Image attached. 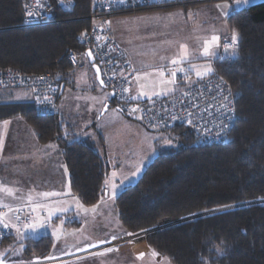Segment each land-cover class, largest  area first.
I'll return each mask as SVG.
<instances>
[{
    "label": "trees",
    "instance_id": "16d2710c",
    "mask_svg": "<svg viewBox=\"0 0 264 264\" xmlns=\"http://www.w3.org/2000/svg\"><path fill=\"white\" fill-rule=\"evenodd\" d=\"M25 1L0 0V68L14 67L27 74L50 72L60 84L57 108L40 111L28 90L25 100L10 99L4 91L0 92V119L21 117L41 144L57 143L72 193L84 205L93 206L107 192L110 165L102 154L104 137L94 128V136L77 137L75 125L67 123L68 116L60 115L58 107L75 68L68 51L83 48L80 37L89 29L92 1L70 0L67 6L45 0L52 20L23 25ZM227 23L239 34L238 55L223 51L210 62L211 74H221L234 94L237 113L230 132L220 142L198 144L189 124L153 128L172 135L176 144L159 148L138 180L115 197L118 218L128 233L156 227L166 218L175 221L212 211L147 235L148 246L173 264H205V260L264 264V202H260L264 199V1L234 10ZM132 73L134 78L133 69ZM108 90L110 103L117 107ZM11 241L14 235L6 237L3 245ZM23 243L25 255L35 260L48 258L53 249L48 234L25 238Z\"/></svg>",
    "mask_w": 264,
    "mask_h": 264
},
{
    "label": "rangeland",
    "instance_id": "374dc122",
    "mask_svg": "<svg viewBox=\"0 0 264 264\" xmlns=\"http://www.w3.org/2000/svg\"><path fill=\"white\" fill-rule=\"evenodd\" d=\"M260 1L264 0H210L121 13L114 15L112 31L116 41L128 56L130 55L137 63H144L147 67L151 66L150 69H146V73L149 75L141 78V85H144V89L149 93H153L168 86L159 83L158 72L163 70L164 66L172 65L173 59L181 57V45L187 46L189 58L183 61H187L196 78H198L197 70L203 71L208 66L213 69L210 61L215 55L223 52L220 46L221 42L224 39L232 41L233 33H237L228 25V16L222 21V18L218 16L219 13L228 9H232V13L236 9ZM89 24L90 28L91 22ZM221 26L225 29L222 30ZM212 35L220 37L219 43L212 48L214 55L204 56L202 54L204 41L210 40ZM84 63L85 61H82L81 67ZM182 63L186 62L179 64ZM193 65L196 67L193 68ZM198 65L201 66L198 68ZM76 67L80 68V66ZM79 68L73 69L68 78L71 82L68 83L67 91H70L71 95L67 123L71 126L74 124L76 131L84 130L86 125H92V128L102 131L103 137L104 134L106 135L107 140L104 144L111 165L106 183L111 185V196H104L101 203H97V205L87 206L76 195L70 193L71 190L68 186H66V190L62 188V191H58L56 188L50 190L53 193L52 196L43 195L47 193L44 190L38 189L36 192L33 185L41 182L37 173L24 172L21 185L13 182L9 174H6L4 187L13 189L14 194L9 195L5 191H0V207L7 205L13 209L14 213L16 212L19 219L14 215L16 218L14 220L20 226V232L15 230L14 241L0 247V259L4 261V264L14 262H18V264L24 262L33 264H173L167 256L157 251L155 252L158 255L152 254L154 249L149 247L146 242L147 234L139 241L136 239L125 241L124 239L123 243L119 242L128 235H135L146 230L136 233H128L123 230L115 208V197L126 185L138 180L147 165L158 155L159 148L175 145L176 140L164 130L144 126L137 117L133 119L139 122L131 121L138 125L118 118L122 114L113 102L103 112L106 104L111 101L108 89L101 84L94 86L87 79V76L90 75L89 71L86 72L83 69L84 73H82L80 72L82 69ZM77 73H80L78 79L75 78ZM164 74V79L169 80L166 79L168 75L165 72ZM4 91H7L6 96L15 100H25L30 96L29 92L23 88L0 90V92ZM6 128L7 126L4 125V129ZM21 131L25 132V127ZM25 136L27 140L29 136L26 132ZM162 138L171 140L172 144H165ZM137 168H140L141 171L133 176ZM113 172L116 173L115 176L112 175ZM29 184L31 187L25 188ZM113 184L117 185L115 189L112 188ZM34 192L37 194H32ZM29 195L32 197L31 200L28 199ZM26 202L28 203L25 204ZM37 204L43 205V207L33 211V206ZM57 209L64 210L58 211ZM72 211L75 214H71ZM0 212L5 211L0 208ZM12 212L6 211L5 213H7V217H10ZM31 214H33V218ZM22 216H27L31 223L36 224L35 229H45V232L53 233L55 246L61 242H80L76 251H80L81 254L69 257L66 261H62V258L35 260L26 256L23 242L24 238L31 235L30 230L32 229L23 228ZM163 220L160 222H164ZM75 221L80 222L77 228L72 227ZM115 241L118 242L110 247L108 245L101 246ZM82 244L86 245L81 246ZM97 246L103 249H97ZM86 249L87 251H85ZM108 249L113 250L108 251Z\"/></svg>",
    "mask_w": 264,
    "mask_h": 264
},
{
    "label": "built area",
    "instance_id": "2783aa9c",
    "mask_svg": "<svg viewBox=\"0 0 264 264\" xmlns=\"http://www.w3.org/2000/svg\"><path fill=\"white\" fill-rule=\"evenodd\" d=\"M59 1L64 5H71L70 0ZM91 1L92 8L88 16L91 27L80 37L83 48L68 51V57L73 66L81 67L82 61L88 62L92 56L94 63L99 67L101 81H103L104 86L112 91L118 109L122 113L138 117L144 125L150 128L185 123L193 127L198 144H213L223 140L234 125L237 110L233 91L221 74L214 72L202 79L189 82L190 73H188L189 65L187 63L165 66L164 72L170 75L176 71L175 79L181 84L180 89L167 96L136 100L131 95L133 73L130 60L112 33L114 15L210 0ZM51 20V9L45 0L25 1L23 25L44 24ZM231 44V40L224 39L220 44L221 50L225 51V47ZM181 68L184 69L183 72L179 71ZM59 85L50 72L27 74L14 67L0 68V90L13 88L28 90L40 111L53 112L56 110ZM125 88L128 91H124ZM222 105H226L227 110ZM188 113H195V115L189 116ZM189 119H192L194 124H190ZM22 217L24 224L28 223L27 216ZM163 221L166 224L173 222L169 218ZM14 234L11 228H4L3 225H0V247L6 237ZM144 236L145 232H140L135 235H128L119 241L121 243L124 239L125 241H133L134 239L139 241ZM117 242L106 245L110 247ZM97 249L103 248L98 247ZM11 264H18V262ZM22 264L33 263L24 262Z\"/></svg>",
    "mask_w": 264,
    "mask_h": 264
},
{
    "label": "crops",
    "instance_id": "0c3cea01",
    "mask_svg": "<svg viewBox=\"0 0 264 264\" xmlns=\"http://www.w3.org/2000/svg\"><path fill=\"white\" fill-rule=\"evenodd\" d=\"M218 6H219V4H218ZM231 11H232V9H228L225 12L222 11L221 13H219L218 16L220 18H222L221 20L223 21V18L227 17L231 13ZM113 21H114V19H113ZM223 25H225V24L223 23ZM221 28H222V30L225 29V27H223V26H221ZM112 33H113V31H112ZM219 55H220V53H218V55H215L214 58L218 57ZM128 58L132 64V69L134 71L133 85H132V89H131L132 97L136 100L149 99V95H142L141 94L142 92H147V93H149V92L144 88L141 89V87H140L141 86V79L137 80L136 77L139 74L141 76V78H144L145 76L143 74L146 73V69H150L151 66L148 65V67H147V65L144 63H137L136 61H134L130 57V55L128 56ZM182 62L187 63V61H182ZM200 66L198 65L197 67L199 68ZM76 68H79V67H75L74 70H76ZM79 69L80 70L82 69L80 71L82 73H84L83 69L86 70V72L89 71L90 75L87 76L88 77L87 79L89 81H91L94 86H95V84L100 85L98 78H97V73L94 69L93 64L90 61L85 62L83 67H80ZM189 73H190L189 81H194L196 79H199V78H196L194 76V73L192 72L190 65H189ZM166 74L168 75V77H166V79L172 78L170 74H168V73H166ZM79 75H80V73H77L75 75V78L78 79L80 77ZM69 82H71V80L68 79L67 83H65V85L63 87V91L60 95L59 104H58L59 113H60V115L65 116V118L67 116H69V113H70V109H69L68 105L70 103V95H71L70 93L71 92L67 91V89L69 88V84H68ZM180 86H181V84H179L176 81L175 85H168L167 87H172L174 89L173 93H175L176 91H178L180 89ZM107 91L109 93V96L112 98L111 92H109V90H107ZM160 96H165V95L161 94V95H157L155 97H153V96H151V97L157 98ZM67 99H68V101H67ZM117 110H118V108H117ZM118 118L126 120L129 123H133L135 125H138V124L131 121V120H136V119L128 118V117H125L124 115H119ZM136 121H138V120H136ZM4 125L7 126L6 129H4ZM24 127L26 130L25 132L29 136L27 140H26L25 132L21 131V129H24ZM98 132L101 133L102 131L98 130ZM94 133H96V132H94V129L91 127V125H87L84 128V130L77 131L76 136L77 137H84L85 135L86 136L87 135H93L94 136L95 135ZM10 137H11V140H9ZM104 140L106 143L107 137L105 134H104ZM10 149H12V151H10ZM102 154H103V156H105L106 160L108 161L106 150H103ZM108 163L110 165L109 161H108ZM24 172H28V174L37 173L38 176L40 177L41 182L33 185L36 192L38 189L40 191L44 190L45 192H47L49 194L47 196H52L53 193L50 190H53L55 188L58 191H62L61 190L62 188H64L66 190V186H68V188L71 190L70 182H69V173H68V169H67V166L65 164L64 158L62 156V151H61L60 146L55 142H51V143H47V144H41L38 141V139H37L35 133L33 132L31 126L21 117H11V118H8L5 120L0 119V186H3V187L5 186L4 179L6 177V174H9V177L12 178L13 182H16L19 185H21V180L24 178ZM30 187H31V184H29L28 187H25V188H30ZM46 189H47V191H46ZM106 189H107V192H106L105 196H111V185H109V184L107 185V183H106ZM36 192H34L32 194H37ZM28 193H30V192H28ZM70 193H72V191ZM102 199H103V197H102ZM102 199L98 202V204L101 203ZM27 203L28 202H26L25 204H27ZM0 208L5 212L8 211V207L5 208L2 206ZM72 213L75 214L73 211H72ZM14 215L17 217L16 212L14 213V211H13L12 215L10 217L6 216V220L10 221L11 223L17 224V222L15 221L16 218ZM31 216L33 218V214H31ZM28 220H29V218H28ZM28 223H31L30 220L28 221ZM77 226L73 225L72 227L77 228ZM9 228H11L14 233H16L15 228H12V227H9ZM30 234L31 235L30 236L28 235L27 237L33 238V239H38L45 234H48L51 236V238L53 239V249H52V252L50 253L48 258H51V259H61L62 258V261H66L69 257H72V256L80 253V251H76L79 248V247L76 248L77 245L80 244V242H78V241L66 242V243L61 242L57 246H55V244H54L55 240H54L53 235H52L53 233L45 232V229H39V230L38 229H32V230H30ZM114 234H116V233H114ZM109 236H111V235H109ZM85 245L86 244H82L81 246H85ZM103 245H106V244H103ZM103 245H101V246H103ZM97 247H95V248H97ZM87 249H89V248H87ZM87 249L85 251H87Z\"/></svg>",
    "mask_w": 264,
    "mask_h": 264
},
{
    "label": "snow or ice",
    "instance_id": "6c2138e0",
    "mask_svg": "<svg viewBox=\"0 0 264 264\" xmlns=\"http://www.w3.org/2000/svg\"><path fill=\"white\" fill-rule=\"evenodd\" d=\"M171 15V14H169ZM219 40H220V37L217 36V35H212L211 36V39L210 40H205L204 41V47H203V50H202V54L204 56H211V55H214V52L212 51V48L214 45H217L219 43ZM238 43V34L237 33H233V36H232V44L231 45H228L225 47V51H228L230 55H238V50H237V45ZM189 58V53H188V50H187V46L186 45H181V57L178 58V59H173L171 62L172 64H179L181 63L183 60H187ZM196 66L193 65V68H195ZM179 71L183 72L184 69L181 68L179 69ZM213 72V69L208 66L206 67L203 71H200V70H197L196 71V76L198 78H203L205 75H209ZM145 77H147L149 75V73H144L143 74ZM164 71L163 70H160L158 72V76L160 78L159 80V83L161 85H175L176 83V80H175V77H176V71H173L171 73V79L169 80H165L164 79ZM137 80H140L141 79V76L138 74L137 77H136ZM101 83H103V81H101ZM141 89L144 88V85H141L140 86ZM124 91H128L127 88L124 89ZM174 91V89L172 87H162L159 91L157 92H153V93H147V92H142L141 94L142 95H149V97L151 98L152 95H169V94H172ZM225 99H227L225 97ZM222 107H224L226 110H227V106L226 105H222ZM231 111H234V110H231ZM189 116H194L195 113H188ZM173 119H175V117H173ZM189 123L190 124H194V121L192 119H189ZM163 139V138H162ZM163 142L165 144H168V145H171L172 144V141L171 140H168V139H163ZM141 171L140 168H137L136 169V172L133 173V176H135L137 173H139ZM113 176L116 175L115 172H113L112 174ZM117 187V185L113 184L112 185V188L115 189ZM0 191H5L7 192L9 195H13L14 192H13V189L11 188H5L3 186H0ZM43 195L47 196L49 195L48 193H44ZM29 200L32 199V197L29 195L28 197ZM4 207H8L7 205H3ZM39 207H43V205H34L33 206V211H35L36 208H39ZM58 211H63L64 209H57ZM8 211L9 212H12L13 209L11 207H8ZM6 216H7V213L5 212H0V225H3L4 228H8V227H12V228H15L17 230V232L19 233L20 232V226H18L17 224H14V223H11L10 221H7L6 220ZM17 219H19V217H17ZM37 225L36 224H33V223H25L23 224V228L25 229H35ZM113 249H108V251H112ZM217 252L218 253H222L223 250L220 249V248H217ZM152 254L155 256V255H158V253L155 252V250H153ZM141 256H143V254H141ZM165 260H167V258H165ZM0 264H4V261L2 259H0ZM205 264H208L207 260H205Z\"/></svg>",
    "mask_w": 264,
    "mask_h": 264
},
{
    "label": "water",
    "instance_id": "95a60500",
    "mask_svg": "<svg viewBox=\"0 0 264 264\" xmlns=\"http://www.w3.org/2000/svg\"><path fill=\"white\" fill-rule=\"evenodd\" d=\"M90 62H91V63L93 64V66H94V69H95V71H96V73H97V78H98L99 83L102 84V83H101V77H100V70H99V67L94 63V59H93L92 56L90 57ZM109 104H110V102H108V103L106 104V106H105L103 112L108 108ZM263 201H264V200H263ZM263 201H260V202H263ZM258 202H259V201H258ZM210 212H212V211H208V212H204V213H201V214H197V215H193V216H188V217H185V218H181V219L175 220V221H173V222H171V223H169V224L163 225V226L158 225V226H156V227H153V228L147 229V230L144 231V232H145V234L148 235V234H151L152 232H154V231H156V230H159V229H162V228H164V227H166V226H168V225L176 224V223H180V222H183V221H187V220H189V219H192V218H195V217L201 216V215H203V214H208V213H210Z\"/></svg>",
    "mask_w": 264,
    "mask_h": 264
},
{
    "label": "bare ground",
    "instance_id": "6f19581e",
    "mask_svg": "<svg viewBox=\"0 0 264 264\" xmlns=\"http://www.w3.org/2000/svg\"><path fill=\"white\" fill-rule=\"evenodd\" d=\"M109 246V245H108Z\"/></svg>",
    "mask_w": 264,
    "mask_h": 264
}]
</instances>
